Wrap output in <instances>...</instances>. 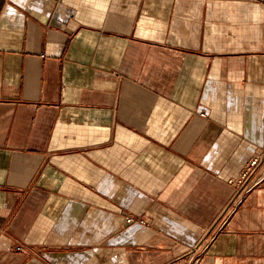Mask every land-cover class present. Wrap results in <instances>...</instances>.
Masks as SVG:
<instances>
[{"label":"crops","instance_id":"obj_1","mask_svg":"<svg viewBox=\"0 0 264 264\" xmlns=\"http://www.w3.org/2000/svg\"><path fill=\"white\" fill-rule=\"evenodd\" d=\"M0 264H264V0H0Z\"/></svg>","mask_w":264,"mask_h":264},{"label":"built area","instance_id":"obj_2","mask_svg":"<svg viewBox=\"0 0 264 264\" xmlns=\"http://www.w3.org/2000/svg\"><path fill=\"white\" fill-rule=\"evenodd\" d=\"M262 156L261 154L259 155H254L253 157L250 158L244 169L242 170L241 174L239 177H236L235 179L231 178L229 179V182L235 183L237 187L239 188V192L247 187V185L250 186V182L255 183L259 179H252L253 172L254 170L256 171L257 168L260 166ZM126 222H140L144 223V219L140 217H135L131 214H127L125 217ZM16 250H21L22 247L20 245L15 247Z\"/></svg>","mask_w":264,"mask_h":264},{"label":"rangeland","instance_id":"obj_3","mask_svg":"<svg viewBox=\"0 0 264 264\" xmlns=\"http://www.w3.org/2000/svg\"><path fill=\"white\" fill-rule=\"evenodd\" d=\"M253 173H255V170H254V172H253ZM253 173H252V174H253Z\"/></svg>","mask_w":264,"mask_h":264}]
</instances>
